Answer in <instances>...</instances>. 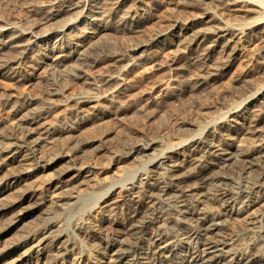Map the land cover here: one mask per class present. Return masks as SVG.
Segmentation results:
<instances>
[{
  "label": "rangeland",
  "instance_id": "374dc122",
  "mask_svg": "<svg viewBox=\"0 0 264 264\" xmlns=\"http://www.w3.org/2000/svg\"><path fill=\"white\" fill-rule=\"evenodd\" d=\"M109 1L99 0V4L102 3L103 6ZM124 1L122 6L124 8L126 4L136 5L141 1L145 4L143 6L141 3L138 4L141 6L134 10L133 14L138 19L135 20L134 29L121 28L116 24L106 27L108 31L103 34H106L110 45L112 44L109 52L101 51L83 61L72 57L65 66L54 63L57 54L47 55L42 51H36L32 55L31 62L22 64L18 76L0 75V181H4L0 184L2 187L0 190L9 199L19 201V208L16 207L9 213H0V249L8 244L13 246L11 252L1 255L6 256L9 263L22 251L28 256H34L38 252L40 246L36 244L39 236L25 244L27 236L38 230L49 231L48 239H52L53 242L50 252L59 254L56 257L57 264L97 262L99 255L93 249V243L99 235L98 221L102 216L107 215V211L104 212L101 207L103 200L112 197L115 200L119 199L120 202L123 195L128 193V187L137 184L139 178L163 177L165 170L159 163L167 161V157L182 156L189 143L200 137L203 139L213 134L212 138H215L214 141L217 144L235 153L234 144L230 145L221 137L219 133L221 125L229 123L233 114L246 116L248 113L246 108L251 107L250 104H254V100H256L255 107L261 105L260 109L264 110V72L256 69L257 65H260L258 53L264 48L262 22L258 23L259 29H256L254 35L248 34L249 37L245 36V40L234 39L236 49L229 63L222 64L225 54L219 48L208 55L205 64L209 66L211 72L215 71L213 72L215 76L201 78L204 82L195 80L197 70L194 67L188 66L179 72L176 70L179 63H183L184 57L190 52L189 48L181 52L175 49V39L178 36H176L178 34L176 28L167 32L163 41L145 48L142 52L126 51L134 44L156 35L157 32L167 31L174 22L181 26L182 23L190 22L198 16L200 21L205 20L198 26L215 19L225 22L238 21V25L248 26L255 23L247 24L248 20L262 21L264 18L255 17L257 14L254 11L245 12L244 8L228 7L215 0H204L205 3L199 2L197 5L188 0V2L185 0L182 2L180 0ZM49 2L50 0H0V24L9 21L24 28L32 18V16L29 17L30 9L34 7L36 9V6L39 9ZM58 22L53 21L51 25L53 23L57 25ZM86 31L83 24H78L77 29L74 28L68 32V35L66 34L68 37L65 36V43L69 35L72 36L67 43L85 42L93 35L85 39ZM101 32L103 31H98L94 35L99 36ZM196 43L193 44V48H197ZM123 50L126 52L123 53ZM6 51L8 50L4 49L3 52ZM173 53L178 56L174 62L171 60ZM107 75L112 80L105 83L101 77ZM52 85L56 89L55 94L46 91V87ZM121 87L124 88L123 94L116 96V90ZM78 94L86 95L88 99L84 96L87 103H84L86 104L84 113L82 116L79 115L80 118L69 113L71 98ZM7 98L14 101L13 103L21 101L22 104L24 102L26 104H21L18 110L12 111L5 104L4 100ZM42 103L48 104V108L46 113H43L39 126L47 127L55 125L62 119H68L69 129L41 140L33 152L34 155L28 159L31 162L40 163L50 158L52 164L48 168L34 169V164L25 180L19 181L7 190L6 177L10 174L9 172L19 166L21 157L18 161L7 163L10 153L4 151L6 150L4 147L8 139L23 135V130L18 127L20 115L22 116L31 105H42ZM95 106H99L100 110L95 109ZM263 117L251 135V137L254 136L250 137L252 142L248 139L244 142L245 145H242L243 147L252 149L255 147L253 145L260 143L264 146ZM32 135L43 137L40 132L32 133ZM150 142L152 146L144 155L142 153H136V155L133 152L137 145ZM235 143H238V139ZM138 155L141 157L139 158ZM123 156L122 161L116 162L117 158ZM72 161L90 166L89 168L95 174L93 172L94 175L89 176L88 179L79 175L74 180L77 170L71 167ZM65 167L66 169L63 170ZM187 167L189 169L190 165L185 164L181 172L179 169L180 173L176 174L185 173L188 170ZM214 170L215 172L220 170L222 174L223 172L225 174L221 179L222 187H231L232 180L238 178L236 186L243 195L248 196L243 191L242 180V175L248 172H244L241 167L234 168L233 165L226 168L223 166L220 169L215 167ZM214 170L211 172L214 173ZM250 170L249 172L254 175L259 172V177L264 172L255 164ZM64 178L71 180L67 186L47 189L48 179ZM263 189L264 186H256L254 191L259 195ZM68 193H71L73 197H66ZM241 199L245 198L241 197ZM35 202L40 203L36 204L34 211L21 222L22 224L14 223L15 226L12 225V228L6 230L13 220L12 213L20 208L23 210L22 208ZM204 203L202 204L213 213L219 212L217 204L205 201ZM263 213L264 200L254 203L246 211L237 215L222 214V231L230 238L233 249L247 251L252 246L259 234V228L264 227ZM118 222L121 223L113 226L119 229L118 235H122L124 221L118 218ZM60 240L63 243L59 242ZM30 245H32L31 249L28 248ZM77 256L81 259L77 258L76 261Z\"/></svg>",
  "mask_w": 264,
  "mask_h": 264
},
{
  "label": "bare ground",
  "instance_id": "6f19581e",
  "mask_svg": "<svg viewBox=\"0 0 264 264\" xmlns=\"http://www.w3.org/2000/svg\"><path fill=\"white\" fill-rule=\"evenodd\" d=\"M180 1L182 2V0ZM188 1H193L196 5L199 4V2H204V0ZM215 1L228 7L244 8L246 9L245 12L254 11L257 14L255 17L264 18V0ZM124 2V0H110L102 6V3L101 5L99 4V0H50L47 5H43L41 8L39 7V9H37L38 6H36V9L35 7L34 9H30V15L29 13L28 15L29 17L32 16V18L29 22L27 21L28 23L24 28L9 21L0 24V75H9L10 77L18 76L22 69V64L31 62L32 55L34 52L36 53V51H42L47 55L57 54L54 59V63L57 65L67 64L72 57L83 61L101 51L109 52V50L112 49V44L110 45L107 36H105L106 34H103L105 31H108L106 27L111 24H116L121 28H133L135 20L137 19L133 14L134 10L136 7L141 6L138 4L141 3L142 6L145 4L141 1L139 3L137 2L136 5L133 3L126 4L124 8L122 7L124 6ZM155 2H157V0ZM34 17L35 21H33ZM92 19H94V21H92ZM199 19L198 16L193 18L190 22L182 23L183 25L181 26H178V24L174 22L167 31L157 32L156 35L154 34L151 38L134 44L126 49V51L134 53L142 52L145 48L163 41L166 38L167 32L176 28V32L178 33L176 36H178L175 39V49L180 52L184 49H190L189 54L184 57L183 63H179L180 65L176 67V70L179 72L185 69V67H194L197 70V79L195 80L198 82L200 80L203 81L201 78L205 79L206 76H215L213 73L215 71L211 72L209 66L205 64L206 58L213 50L219 48L223 51L225 57L223 58L224 62L222 64L227 63L231 60L236 49L234 39L242 38V40H245L248 34L254 35V33H256L258 23L262 22L264 24V20H246L247 24L252 22L255 23L253 25L249 24L248 26H244L238 25V21L225 22L215 19L205 25L198 26L200 22L205 21H200ZM53 21L59 22L57 25H54V23L51 25ZM78 24H83L84 30H87L85 39L93 34L90 36L91 38L83 43L75 42L70 44V42H67L72 35H69L65 43L66 34L68 35V32L74 28L77 29ZM28 29L29 31H26ZM98 31L103 32H101L99 36L98 34L97 36L94 35V33ZM194 43H196L197 48H193ZM4 49L8 51L4 53ZM260 50L261 51L258 53L260 60L257 57L260 65L255 64L257 65V70L264 72V48ZM173 55L174 56L171 58L172 62L178 57L177 54V57L174 53ZM139 57L140 55L138 58ZM110 79L111 77L108 75L101 77V80L105 83H108ZM46 91L50 94L57 93L53 85L46 87ZM116 91V96L123 94L124 88L121 87V89L119 88V90ZM84 96L86 98V95ZM84 96L78 94L71 98L72 104L71 107H69L70 114L76 117L79 115L82 116L84 113V105H86L84 103H87ZM4 101L5 104H7L6 106L12 111H16L18 110V106L26 104L25 102L22 104L21 101L13 103L14 101L8 98ZM254 101L256 103V100ZM255 103L250 104L251 107H254L251 108L249 106L246 108L248 111L247 115L245 114L246 116L233 114L231 121L221 125L220 132L218 131L221 133V137L230 145L234 144L235 153L228 151L227 147L219 143L217 144L216 141H214L215 138H212L214 136L213 134L203 139L200 137V139L193 140V142L189 143L184 150V154L182 153V156L167 157V161L163 159L164 161L159 163L165 170V172L163 171V177L158 175L159 177L155 178H147L146 176L139 178V181L136 182L137 184L128 187V193L123 195L120 202L119 199L115 200L112 197L103 200L101 207L104 212L107 211L108 216H100L101 218L98 221L99 235L96 237V242L93 243V249L96 254L99 255V260L97 262L89 261L87 263H80V261L79 264H264V227L261 226L262 228H259L257 239L254 240L252 246H250L247 251L233 249V247H231L230 238L223 234L222 231V214H228L230 216L237 215L246 211L254 203L264 200V189L259 195L254 191L256 186H264V172L260 177L258 176L259 172L257 175L250 173V168L254 164L256 167L264 170V146L260 145L262 143L253 145L255 147L252 149L242 146L245 145V141L248 139L250 140L254 136L251 137L258 122L262 120L264 115V110L260 109L261 105L255 107ZM36 104L33 106L31 105L22 116L20 115L18 127L20 130H23V135L21 137L8 139L7 145L4 147L6 148L4 151L10 153L7 158V163L18 161L21 157L19 166H17L15 170L9 172V175L7 174L8 176L5 180L7 190L19 183V181L25 180L29 176V171L34 164V169L41 168L44 170L48 168L52 164L50 158L44 161L42 160L40 163L36 161L34 163L28 159L34 155L33 152L36 150V146L40 144L41 140L69 129L67 118V120L62 119L55 125L53 124L47 127L39 126V121L43 118V113H46L48 104ZM98 107L99 106H95V109ZM39 132L43 137H35L32 135V133ZM236 139H238V143H235ZM151 146V142L140 144L136 147L133 146L135 147L133 152L135 154L142 153L144 155ZM122 158H124V156L117 158L116 162L122 161ZM135 158L137 157L135 156ZM185 164H187V166L190 165L191 168L189 167L188 169L187 167L188 170L185 171V173L182 172L183 174H176L181 172V168ZM70 165L77 170L76 175L73 177L74 180H76V176L79 175L82 177L85 176L88 179L89 176L95 174V172L89 168L90 166L88 167L82 164V162L75 163L72 161ZM231 165H233L234 168L241 167L244 172L250 174L246 173V175H242L243 191H245L248 196L243 195V192L239 191L236 186L238 178L232 180L233 183L229 188L221 186V179L225 174L224 172L222 174L220 170L216 171V173L214 168L217 167L220 169L223 166L226 168ZM65 169L66 167L63 170ZM179 169L180 172L178 171ZM213 170L214 173L211 172ZM150 174H152V172ZM2 182L4 181H0V184ZM70 182L71 180L65 178L59 180L48 179L46 184L47 189H49L67 186ZM66 197L72 198L73 195L68 193ZM241 197L245 199H241ZM204 201L217 204L219 212L217 214L213 213L208 207L202 204ZM39 203L40 202H35V204L22 208L23 210H21V208L19 210V201L11 198L9 199V197L3 195L2 190H0L1 214L9 213L18 207L17 212L12 213L13 220L7 226L6 230L12 228L14 223L19 224L25 221L26 217L34 211L36 204ZM118 218H122L124 221L123 229L121 228L122 235H118L117 232L119 229L113 226L114 224L121 223L118 222ZM87 221H89L88 218ZM46 232L47 230L43 232L38 230L27 236L25 244L35 240V238L39 236L36 245L40 246V248H38L40 251L38 250L34 256H28L27 253L22 251V253L17 254L16 258L9 263V260L5 258L6 256H1L13 250V246L8 244L0 249V264H57L56 257L59 254L58 252L53 253L54 251L50 252L51 247H53L51 246L53 242L52 239H48L50 236L49 231ZM43 242L45 243L43 244ZM59 242H62V240ZM31 246L32 245L27 247L30 248ZM75 258L76 261L77 258L81 259V257L79 258L78 256Z\"/></svg>",
  "mask_w": 264,
  "mask_h": 264
}]
</instances>
